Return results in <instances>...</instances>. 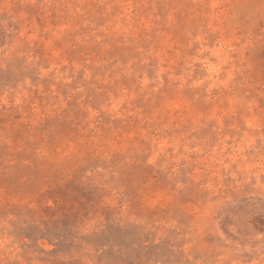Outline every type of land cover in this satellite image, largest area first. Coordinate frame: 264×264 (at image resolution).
Instances as JSON below:
<instances>
[{"label": "rangeland", "instance_id": "rangeland-1", "mask_svg": "<svg viewBox=\"0 0 264 264\" xmlns=\"http://www.w3.org/2000/svg\"><path fill=\"white\" fill-rule=\"evenodd\" d=\"M0 264H264V0H0Z\"/></svg>", "mask_w": 264, "mask_h": 264}]
</instances>
